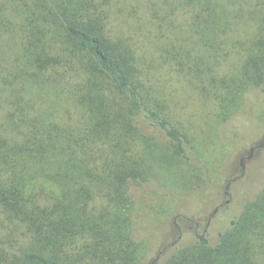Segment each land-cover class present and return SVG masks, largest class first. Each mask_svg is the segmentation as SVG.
Returning a JSON list of instances; mask_svg holds the SVG:
<instances>
[{"label":"trees","instance_id":"trees-1","mask_svg":"<svg viewBox=\"0 0 264 264\" xmlns=\"http://www.w3.org/2000/svg\"><path fill=\"white\" fill-rule=\"evenodd\" d=\"M244 20L242 69L220 74ZM150 38L226 121L264 96V0H0V264H264V188L203 234L175 210L143 249L130 188L152 182L151 144L188 160L190 142Z\"/></svg>","mask_w":264,"mask_h":264},{"label":"rangeland","instance_id":"rangeland-1","mask_svg":"<svg viewBox=\"0 0 264 264\" xmlns=\"http://www.w3.org/2000/svg\"><path fill=\"white\" fill-rule=\"evenodd\" d=\"M146 2L127 0L136 10L144 9ZM249 21L244 20L235 32L239 41L234 49L224 52L225 57L216 69L220 74L233 77L242 69L251 40L247 39V31L251 29L252 37L255 30L253 21ZM148 41L145 50L157 61L170 115L190 142L188 160L179 156L170 144H151L156 153L152 161L155 168L152 182L135 183L130 188L136 204L135 231L143 240L144 250L153 237L158 246L165 240H160L162 236L156 234H167L166 229L170 227L166 225L174 222L184 226L182 220L174 216L175 210L188 213L192 222L200 224L198 232L203 234L215 211L218 215L211 219L208 227L214 230L220 227V216L228 214L230 209L235 212L242 208L264 188V147H258L264 141V96L252 94L253 98L244 105L238 100L235 107L230 108L231 115H236L226 121L224 115L229 111H217L210 100L189 84V79L170 71L169 59L161 60L162 55L152 42L154 39ZM252 148H255L254 155L248 159ZM243 158H246L244 167L241 166ZM148 254L147 251L145 255ZM155 255L156 252L150 253L147 258Z\"/></svg>","mask_w":264,"mask_h":264},{"label":"water","instance_id":"water-1","mask_svg":"<svg viewBox=\"0 0 264 264\" xmlns=\"http://www.w3.org/2000/svg\"><path fill=\"white\" fill-rule=\"evenodd\" d=\"M259 148H263L264 147V141L263 143H261L259 146ZM254 151H255V148H252L251 151H250V154L248 156V159H251L254 155ZM244 163H245V159H242V162H241V166L244 167Z\"/></svg>","mask_w":264,"mask_h":264},{"label":"flooded vegetation","instance_id":"flooded-vegetation-1","mask_svg":"<svg viewBox=\"0 0 264 264\" xmlns=\"http://www.w3.org/2000/svg\"><path fill=\"white\" fill-rule=\"evenodd\" d=\"M243 159H246V158H243ZM241 162H242V160H241Z\"/></svg>","mask_w":264,"mask_h":264}]
</instances>
